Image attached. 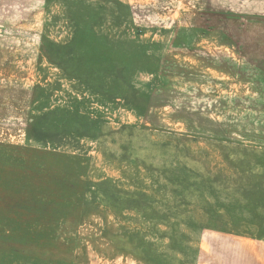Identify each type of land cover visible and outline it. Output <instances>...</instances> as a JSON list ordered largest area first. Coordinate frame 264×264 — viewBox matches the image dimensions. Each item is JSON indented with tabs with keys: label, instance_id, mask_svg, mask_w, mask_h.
<instances>
[{
	"label": "rangeland",
	"instance_id": "rangeland-1",
	"mask_svg": "<svg viewBox=\"0 0 264 264\" xmlns=\"http://www.w3.org/2000/svg\"><path fill=\"white\" fill-rule=\"evenodd\" d=\"M257 15L264 0H0V264L264 263V145L226 141L264 127V95L235 79Z\"/></svg>",
	"mask_w": 264,
	"mask_h": 264
},
{
	"label": "crops",
	"instance_id": "crops-1",
	"mask_svg": "<svg viewBox=\"0 0 264 264\" xmlns=\"http://www.w3.org/2000/svg\"><path fill=\"white\" fill-rule=\"evenodd\" d=\"M244 17V15H243ZM256 21L259 25L260 23V27H259V32L261 34V38L262 39H258V40H236V47L238 49H240V52H242V57H241V63L243 64L242 67L240 68V77L238 75H235V79H239V86H240V90H241V95H244V89L247 88L249 90V88L251 89V91H254L255 88V93H258V96L264 95V16H258L255 17ZM249 19V18H248ZM156 43L151 45L153 47L155 46H159L156 44H161L160 41H155ZM228 46L234 47L232 42H225ZM231 44V45H230ZM161 47H163V45H160ZM256 47V51L257 53H259V49L261 48V63L260 66H258V62H252V64H250L251 66H255L253 67L252 70L246 69L245 66V62L248 59L249 60V51H247V48L249 47ZM164 47L169 48L172 47V41L169 42V44H165ZM178 47H187V45H185L184 43H180V46ZM257 54V58H258ZM249 62V61H248ZM250 63V62H249ZM248 63V65H249ZM256 68V70H255ZM233 75V74H232ZM233 77V76H231ZM229 78V77H228ZM238 81V80H237ZM253 88V90H252ZM249 94V93H248ZM243 110V108H242ZM244 124V122H243ZM241 131L239 132V134L241 135L240 139H232V138H228L226 139V141H228L229 144H258V145H264V127H260V129L257 131V135L256 137L254 136H249V135H245V127L242 125L241 127ZM244 128V129H243ZM258 155H261V153H258ZM236 236H244L242 235V233H240L239 235H237L236 233H233ZM257 239L259 240H263L264 241V236L263 237H258ZM243 255L242 258L245 259L246 263H250L252 261V255L249 254L248 252H245L243 249ZM255 259L257 261V264H264L262 262V259H260L258 257V254L256 252L255 255Z\"/></svg>",
	"mask_w": 264,
	"mask_h": 264
}]
</instances>
